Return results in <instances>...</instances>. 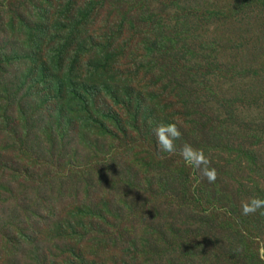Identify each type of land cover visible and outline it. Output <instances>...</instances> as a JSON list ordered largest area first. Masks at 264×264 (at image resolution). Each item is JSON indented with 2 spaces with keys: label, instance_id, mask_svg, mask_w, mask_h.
<instances>
[{
  "label": "rangeland",
  "instance_id": "1",
  "mask_svg": "<svg viewBox=\"0 0 264 264\" xmlns=\"http://www.w3.org/2000/svg\"><path fill=\"white\" fill-rule=\"evenodd\" d=\"M167 1L171 8L162 21L160 10L148 12L151 0H0V264H71L78 252L93 264H175L177 256L185 264L181 235L186 237L178 232L184 227L173 210L184 204L176 200L188 201L196 190L212 205V186L230 193L223 194L224 202L235 221L257 226L254 240L264 241V222L241 212L247 192L249 198L264 192V161L245 174L240 161L211 148L223 144L232 120L219 136V127L210 133L184 116L171 118L192 136L180 146L201 145L209 152L217 172L209 183L182 168L181 156L171 165L168 153L155 155L154 126H143L147 113L138 114L135 127L128 116L138 106L147 111L150 94L169 84L173 63L162 72L156 64L161 54L175 64L192 58L186 64L196 66L199 55L209 57L212 68H222L217 84L229 77L238 85L239 103L258 96L245 91L254 82L252 70L261 74L264 65V4L240 12L236 7L246 0ZM177 16L184 20V36L175 41L170 26ZM186 21L196 32L188 31ZM57 79L63 92L51 100ZM263 79L258 76V91ZM186 91L162 99L182 102ZM166 109L165 115L151 111L155 125L165 123ZM104 114L126 133L105 139L94 121L111 119ZM114 122L106 125L115 128ZM260 135H254L258 143ZM248 251L243 264H264L256 248Z\"/></svg>",
  "mask_w": 264,
  "mask_h": 264
},
{
  "label": "trees",
  "instance_id": "2",
  "mask_svg": "<svg viewBox=\"0 0 264 264\" xmlns=\"http://www.w3.org/2000/svg\"><path fill=\"white\" fill-rule=\"evenodd\" d=\"M100 1V0H99ZM134 1V0H133ZM171 1V0H169ZM159 2H168L167 0H151L150 8L148 9L149 13H153L157 10H160V20L164 21L167 18L168 11L171 7L163 4L161 9L157 6H152L153 4H157ZM262 4H264V0H247L244 3H240L236 8L237 11H246L247 9H255L259 8ZM69 6V5H68ZM66 12V11H65ZM67 13V12H66ZM63 17V13L60 14ZM176 25L170 26L173 34L171 39L175 41L178 39V36L182 35L181 29L184 25V20H181L178 16L176 17ZM261 23L264 24V17L260 16L259 18ZM188 25V31L196 32V30L192 27L189 21H186ZM177 36L175 37V34ZM184 36V35H182ZM169 46L168 44H166ZM172 47V46H171ZM154 53V52H153ZM187 52L184 53L185 56ZM181 56V57H183ZM161 59L157 58V65H161L160 70L164 72L167 68L171 67L173 63V72L172 76L169 80V84L164 85V91L151 93L150 96L154 99L153 106L147 107V111L143 109L141 106H138L134 111L128 112V116L130 117V125L135 127L134 120L138 117V114L141 113L143 116L144 112L147 115L144 117L143 122L145 123L143 126L146 127V123L148 125H153L154 128L156 125L154 121L156 116H154L151 111L154 109V112H159L160 115L166 112V108H169L166 114L165 123H171V118L173 115L184 116L189 122H197L199 129H203L205 132L215 131L218 127L221 132L218 133L224 135L225 129L227 128V124L230 120H232V127L229 129V132L226 136V140H224L221 146H212L211 148L219 153H222L224 157L226 154L230 158H234L240 161L242 164V169L245 174L251 173V171L255 168L256 165L264 161V131H260V128H264V90L258 91L259 83L258 76L261 74L264 78V65L260 68V72L258 74L252 70L254 77L249 75L250 79L254 80L252 83H248L246 93H260L258 96L251 98L247 105L243 104V101H238V95L236 93L238 85H236L229 77H226L221 83H216L222 78V68L215 67L212 68L210 66L211 58L205 57L204 55H199L198 66L196 65H188L192 64V58L187 61V58L178 64H175L172 60H168L166 57H163L162 54L159 56ZM13 60V64H16ZM203 62L204 65L200 63ZM174 64L176 65L174 67ZM18 66L13 67L14 70L18 69ZM176 68L175 71L174 69ZM238 72L239 69L235 68ZM244 70L241 73V77L245 79L246 75ZM92 79L94 78L91 76ZM264 81V79L262 80ZM58 86L54 90L56 93L52 94L51 100H55L58 98V95L63 92V82L57 79ZM69 84L71 81L68 82ZM145 92L147 93V89L143 86ZM183 89H187L186 95L183 97V101L179 102L177 100H171L169 103H165L162 99V96L171 95L174 92L182 91ZM256 91V92H255ZM255 92V93H253ZM180 94V93H179ZM220 95L222 97L218 98ZM245 96V95H244ZM143 101L147 103V97H144ZM100 101H95V107L97 110ZM242 105L243 111L239 109ZM100 111V110H99ZM99 111H97L99 113ZM138 111V112H137ZM101 112V111H100ZM153 112V113H154ZM190 114H196L198 117L191 121L189 120ZM249 115H253L249 117ZM256 115V118H253ZM104 116H107L104 114ZM140 116V114H139ZM248 116L247 118H244ZM110 117V116H107ZM153 117V118H152ZM111 119H96L94 120L101 127L103 133L106 135L105 139L108 137L114 138L117 137L118 133H126L120 127V121H117L116 118L110 117ZM115 121V128H111L107 126L108 121ZM235 120V122H234ZM159 124V122L157 123ZM179 125L180 131L182 133L181 138L177 140L175 143L177 145V149L179 150L180 144L182 142L188 141L192 136L185 132L183 129V125L177 123ZM237 125V129L235 127ZM49 129H52L48 127ZM151 128L150 132L153 134V129ZM216 134L215 132H213ZM51 135H54L53 130L50 131ZM136 134L144 136V133L137 131ZM262 134L259 138V143L255 140L254 135ZM217 135V134H216ZM154 136V135H153ZM152 137V135H151ZM153 143V149L155 151V155L162 156L161 151L159 150L156 144L155 136ZM214 141V140H212ZM245 141L246 144L244 143ZM261 141V142H260ZM258 143V146H257ZM28 145V143H26ZM198 144H201L200 142ZM29 146V145H28ZM200 148L203 149L204 146L199 145ZM247 146V147H246ZM31 148V146H29ZM57 151V150H56ZM208 151H204V154L210 159L208 156ZM59 155V154H58ZM169 155V154H168ZM170 164L173 165V161H177L180 157L178 154L169 155ZM60 157V156H59ZM61 159V157H60ZM211 160V159H210ZM224 163L229 162L230 159L222 158ZM182 168H185L186 165L182 159ZM239 164V167L241 166ZM112 173L115 166L110 163ZM212 165V162H211ZM213 167V165H212ZM259 167V165H258ZM135 168V167H133ZM131 168L132 173H138L136 169ZM190 172L193 170L190 168ZM194 172V171H193ZM118 186L120 187V182L118 181ZM131 186V185H129ZM213 188V204L208 205L209 201H203V194L200 191H191L196 192L189 197L188 201L176 200V203L184 204L181 209H173L177 215L175 218L181 221L182 227H184L179 233H182L186 239H184L181 235V242L184 245V256L186 257L185 264H198L197 261L206 259L207 264H243L242 259H245L248 254L249 249H257L258 246H255L258 240H254L258 236L257 226L254 224L249 226V224H245L244 222H236L235 217L233 215V211L229 202H224L226 198L223 194H230L224 189H218L216 186H212ZM126 193L131 200H135L138 198H134L131 191ZM242 192H240V195ZM246 200L249 198L248 192ZM127 195H124L127 200ZM259 196L264 197V192L258 191V194H252L250 197ZM172 200V199H171ZM136 203L137 200L132 201ZM216 202V203H215ZM221 204V205H220ZM222 211V212H221ZM221 212V213H219ZM219 214L223 216V220L219 223ZM256 221L262 223L264 222V216H258L256 214ZM248 227H247V226ZM219 226V227H217ZM77 252L84 251L81 248L76 249ZM77 254V253H76ZM74 255L73 259H70L71 264H93L91 261H88L82 254L78 252L77 255ZM147 262V261H146ZM175 264H184L181 261L179 256L174 259ZM56 262L55 264H57ZM149 264V263H148Z\"/></svg>",
  "mask_w": 264,
  "mask_h": 264
},
{
  "label": "clouds",
  "instance_id": "3",
  "mask_svg": "<svg viewBox=\"0 0 264 264\" xmlns=\"http://www.w3.org/2000/svg\"><path fill=\"white\" fill-rule=\"evenodd\" d=\"M153 134L161 152L173 155L177 154L178 151L185 165L192 168L198 177L206 179L209 183L216 181V169L210 166L211 161L202 149L194 148L188 143L182 144L179 150L177 149L175 142L181 138L182 133L176 122L157 124L153 129ZM195 186L193 185V187ZM241 212L245 216L257 213L264 216V197L253 196L242 201ZM257 256L261 261H264V241L258 240Z\"/></svg>",
  "mask_w": 264,
  "mask_h": 264
}]
</instances>
